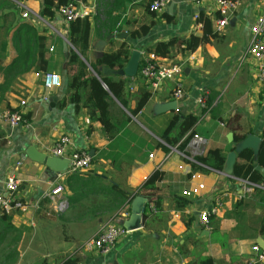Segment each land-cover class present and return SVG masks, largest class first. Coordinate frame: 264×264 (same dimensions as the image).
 Returning <instances> with one entry per match:
<instances>
[{"label":"crops","instance_id":"obj_1","mask_svg":"<svg viewBox=\"0 0 264 264\" xmlns=\"http://www.w3.org/2000/svg\"><path fill=\"white\" fill-rule=\"evenodd\" d=\"M74 2L90 15L92 22L89 60H96L105 52L117 50L123 42L131 45L132 52L136 50L142 53L152 50L156 43L167 42L173 37L202 36L204 24L200 18H209L216 30L218 17L211 3L197 5L188 0H172L165 9L156 12L150 9L152 0H127L121 18L116 23V26H121V30L99 37L95 17L99 15L104 18L102 1ZM20 5L39 14L42 0H0V42L5 40L0 51L4 55V64L8 65L16 56L13 37L17 35L19 22L22 21L33 24L47 37L49 64L47 71L22 74L10 90L3 95L0 91V111L16 108L20 100L25 99V112L28 115L26 122L15 128L0 122V194H6L5 181L13 176L19 181L16 200L23 204L40 203L43 206L39 211L32 208L27 211L15 210L11 216L20 243L16 250L18 260L15 264H65L67 259H72L71 264H200L207 257H211L215 264H243L257 256L253 246L258 245L264 251V235H258L252 229H236L241 221L233 214L236 199L230 198L226 202L212 221V229L204 227L197 214L187 215L183 209H178L176 197L199 183L204 184V188L191 197V202L200 208L209 206L213 196L221 190L240 188L237 182L214 170L194 169L192 163L195 157L186 158L171 149L165 151L159 147L164 141L161 136L173 120L178 116L192 114L198 117L192 129L194 134L206 139L205 150L219 147L226 152L224 173H232L238 149L247 146L258 150L260 136L264 132V84L253 79L252 63L244 59L242 61L241 57L250 40L251 24L259 13L264 12V0H244L243 6L224 30L194 53L186 56L175 54L171 58L161 59L165 63L184 64L185 88L190 96L186 101L173 98L172 81H165L160 89L154 90L147 79L137 75L140 60L133 73L129 72L128 68L131 71L133 66L129 65V61L126 65L128 73L125 75L101 67L103 76L115 81L122 80L126 84L123 98L127 107L116 98H113L114 102L110 105L113 121L120 123L118 132L111 138L106 135L98 120L99 114L92 118L82 101L79 105L70 103L64 107L58 106V102L66 96L69 78L67 59L71 49H74L72 44L68 50L64 48V41L69 36V24L58 13L51 19L32 17L23 20ZM10 12L15 13L16 19L11 16L5 22ZM144 25L150 26L147 34L132 36L133 31ZM48 71L57 72L61 76V84L50 90H46L43 84L44 74ZM3 80L0 74V83ZM233 82L236 85L231 90L235 92L231 94L230 91L223 102L221 88L224 86L225 89ZM205 87L210 89H207L210 92L209 100L214 101L208 109L196 102ZM216 91L219 93L214 99ZM146 92H150V98L137 115H133L130 109L137 107ZM231 106L234 109H230ZM237 109L243 111H238L237 116L230 118L229 112ZM248 115H253L254 121L243 127V130H237L239 123L249 118ZM181 122L174 131L181 130ZM62 133L71 136L72 148L89 151L93 161L88 170L102 176L105 183H117L126 189H135L156 169L164 173L158 190L150 199L141 195L134 199L144 200L141 226L123 236L109 254L87 252L81 249V245L97 236L109 220L123 225L132 220L133 202L130 209H123L117 216H111L105 210H90L92 205L96 206L102 199L101 195H90L72 206L68 202L66 178L64 183L67 189L62 196L67 199V204L60 213L54 211L52 199L42 198L50 191L49 181L58 172L36 155L50 154L49 147ZM230 133L232 140L228 138ZM245 133L247 137H258L254 145L246 142L247 137L240 143L233 142L235 135ZM191 140L192 137L183 149L190 157L193 156ZM231 152L236 154L234 158L229 157ZM20 161L22 164L18 165ZM66 162L67 159H51L55 168L65 167ZM261 170L264 173V169ZM192 173L196 174V178H191ZM147 202H150V208L146 210ZM261 210L257 208L254 212L246 213L247 223H243L251 226L252 217L261 214ZM256 264H264V260Z\"/></svg>","mask_w":264,"mask_h":264},{"label":"trees","instance_id":"obj_2","mask_svg":"<svg viewBox=\"0 0 264 264\" xmlns=\"http://www.w3.org/2000/svg\"><path fill=\"white\" fill-rule=\"evenodd\" d=\"M21 1V0H16ZM102 14L95 17L97 23V33L99 37H105L116 31L121 30V26H116L121 18V12L125 9L127 0H101ZM74 0H42V6L39 15L44 18H53L58 9ZM13 8L18 11L16 6ZM101 12V11H100ZM118 13V14H116ZM15 13H8L5 22ZM200 21L204 24V34L202 36L191 35L190 37H173L167 42L156 43L151 52H154L160 59L171 58L175 54L186 56L194 53L200 46H203L211 41V38L217 37L218 32L214 29L212 21L202 16ZM18 23L19 21L16 20ZM92 22L90 15L82 18H77L69 22L68 40L74 47L71 49L67 59L66 70L69 73L66 96L58 102L59 107H64L67 104L79 105L82 101L92 118L101 121L106 135L111 138L119 130L120 123H115L110 112V105L116 98L122 105L127 107V103L123 98V93L126 90V84L122 80H114L102 75L101 67H107L112 70H119L126 67L131 54L132 47L129 43L123 42L117 50L105 52L96 60H89L88 51L90 49V36L92 32ZM150 26H141L139 30L133 31L132 36H142L148 33ZM17 35L13 37V46L16 51V56L8 64H4L3 52L0 53V74L4 80L0 83V91L3 95L5 91L10 90L18 77L30 71L39 72L48 70L47 60V37L35 26L29 22H19ZM5 50V48H3ZM150 92L144 93L135 109H130L133 115L144 107L150 98ZM212 103L208 99V106ZM28 115H26V118ZM181 122V130L176 129V125ZM198 122V117L192 114L176 117L171 126L161 136L164 142L171 146L177 144L179 149L183 150L188 144L191 137L194 135L192 129ZM237 127V126H234ZM238 130V127H237ZM235 131V128H234ZM247 133L235 135L233 142L240 143L245 140ZM261 142L258 150L255 151L251 147H243L237 150V160L233 164L232 175L237 178L248 179L257 184L264 183V173L257 168L258 165L264 169V132L261 134ZM159 147L165 151L170 148L163 143ZM196 161L201 165L192 163L194 169L200 171H219L224 172L227 161V154L222 148H208L203 154L195 157ZM164 173L160 169H156L145 182L135 189H126L117 183H105L102 176L92 172L91 170L69 174L66 176V185L69 190L68 202L74 206L82 202L90 195H101L96 206L92 205L91 211L97 209L105 210L110 215L117 216L123 209H130L131 203L139 195L151 198L159 188V182L163 180ZM247 199L237 200L234 204L233 214L242 221L238 223L236 229H252L258 235H264V189L256 188L254 193L246 197ZM149 201V200H148ZM191 198L183 193L176 197V205L178 209H184L191 202ZM158 206V201H156ZM150 208V202L146 204V210ZM257 208H261V214L252 215V225L247 226L245 221L246 213L254 212ZM145 215V214H144ZM215 217H212V221ZM256 220V221H255ZM216 229V228H215ZM15 227L11 223L10 215L0 216V245L4 244L9 235L15 233ZM241 234V233H240ZM13 239L18 240V235ZM72 259H67L65 264H71ZM39 264H45L41 262ZM200 264H215L211 257L202 260Z\"/></svg>","mask_w":264,"mask_h":264},{"label":"built area","instance_id":"obj_3","mask_svg":"<svg viewBox=\"0 0 264 264\" xmlns=\"http://www.w3.org/2000/svg\"><path fill=\"white\" fill-rule=\"evenodd\" d=\"M172 0H152L150 9L152 11L161 12L165 9ZM197 5L213 4L218 17L216 18V31L220 32L228 25L231 18L243 6L244 0H188ZM22 10L21 18L29 20L30 18H42L39 14L33 13L27 6L20 5ZM58 15L68 23L88 15L84 10H81L73 2L62 5L58 11ZM249 43L246 51L243 53L241 60H248L252 63V76L253 79L264 84V12L259 13L249 28ZM53 49V47L51 48ZM141 78L147 79L154 90L161 88L165 81H172L174 88L172 96L176 101H186L190 96L185 88L184 76L185 66L179 62L165 63L151 51H143L141 53L139 70L137 72ZM43 84L46 90H50L55 86L61 84V76L54 71H48L44 74ZM132 89V87H131ZM210 92L203 89L202 93L197 97V104L202 108H207ZM27 102L21 99L19 106L16 108H7L0 111V122L15 128L26 122L25 106ZM206 139L198 134H194L190 145L193 147L192 157L185 150L179 149L178 145L171 146L163 141V144L168 146L172 152L181 154L186 158H194L204 153L206 148ZM72 138L68 133H62L58 140L48 149V152L56 157L67 159L68 170L65 172H58L49 181L50 191L44 194L42 198H50L54 202V211L60 213L67 204V199L62 196V193L67 189L64 179L69 174L85 172L90 169L93 161V156L88 150L72 148ZM196 164L201 165L196 160ZM22 164V161L18 165ZM223 174L234 182H237L238 189L226 188L216 193L211 199L210 205L199 207L194 202H189L183 209L187 215L197 214L200 222L207 229H212V217H216L220 210L225 206L226 202L230 199L240 200L250 196L254 193L256 188L264 189V183L257 184L248 179L237 178L232 174L216 171ZM191 178H196V174L192 173ZM19 181L15 177L10 176L5 181L6 194H0V216H12L15 210L27 211L33 209L39 211L43 206L40 203L33 205L23 204L16 200L15 193L18 191ZM204 188V184L199 183L196 187L189 190H184L183 194L191 198L198 194ZM123 224H118L112 220L107 221L101 228L99 234L94 236L81 245V249L87 252L100 253L103 255L109 254L117 242L129 233ZM253 250L257 253L255 259L247 261L243 264H256L258 261L264 260V251L258 245L253 246Z\"/></svg>","mask_w":264,"mask_h":264},{"label":"water","instance_id":"obj_4","mask_svg":"<svg viewBox=\"0 0 264 264\" xmlns=\"http://www.w3.org/2000/svg\"><path fill=\"white\" fill-rule=\"evenodd\" d=\"M70 46H71V43L69 42V40L66 39L64 41V48L66 50H68V48ZM140 57H141L140 52H138L136 50H134L132 52L131 57H130L131 60L129 59V61H130L129 65H133V66H131L132 67L131 71H130V67L128 68L130 73H133L137 70V66H138V62L140 60ZM128 69L125 67L123 69H119V70H115V71H117L121 75H125L126 73H128ZM228 138L230 140H232V134L231 133H230ZM257 140H258L257 136L249 135L246 139V142L250 145H254ZM36 156H39V158H41L48 165H50L51 168L56 172H65L66 170H68V166H69L68 161L66 162L67 165H65V167H63V168H55V167H53V165L51 163V159H56V160L60 161V160H63L64 158L56 157V156H53L51 154L46 155L44 153H41V155H36ZM235 156H236V154L234 152H231L229 155V157H231V158H234ZM257 168L259 170L262 169V167L260 165H258ZM143 209H144V200H134L133 201V206H132L133 218H132V220H130L129 222H126V224H124V226L128 230H132V229H135V228H138L141 226V215L143 213Z\"/></svg>","mask_w":264,"mask_h":264},{"label":"rangeland","instance_id":"obj_5","mask_svg":"<svg viewBox=\"0 0 264 264\" xmlns=\"http://www.w3.org/2000/svg\"><path fill=\"white\" fill-rule=\"evenodd\" d=\"M4 41L5 40H1V42H0V48H1V46H4ZM235 85H236L235 82L229 83L225 87V89H224V86H222L221 91H223V93H222V96H221V100L223 102L227 99L228 94H229L230 91H231L230 92L231 94H232L233 91L235 92V90H231ZM205 88L206 89H209V87H205ZM218 93L219 92L216 91V93L214 94V99L218 95ZM211 101H212V103L214 102L213 99ZM212 103L209 106L207 104V106H208L207 109L212 105ZM229 104H230V101L226 105L229 106ZM218 108H219V106L216 107L215 109H218ZM230 109H234V108L231 106ZM238 111H243V110L242 109H237L235 111L234 110H231L228 115L229 116L231 115L230 118H233V117L237 116L236 114L238 113ZM239 115L242 116V117L245 116L242 113H239ZM248 117L249 118L247 120L246 119H243L241 121V124L239 123V128L238 129L240 131L243 130V127H246L247 124H250L251 122L254 121L253 115H248ZM30 234H32V233H30ZM16 235H17V233H13V234L9 235V237L7 238V240L5 241V243L2 244V245H0V264H15L17 262L18 256L16 254L17 253L16 250H17V247L20 245V243L18 242L19 239L16 240V241L13 239V237L16 236Z\"/></svg>","mask_w":264,"mask_h":264}]
</instances>
